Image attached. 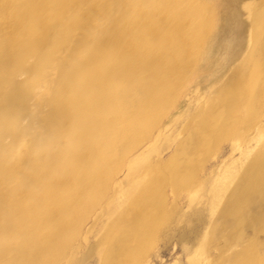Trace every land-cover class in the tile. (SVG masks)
Returning <instances> with one entry per match:
<instances>
[{"label":"rangeland","instance_id":"rangeland-1","mask_svg":"<svg viewBox=\"0 0 264 264\" xmlns=\"http://www.w3.org/2000/svg\"><path fill=\"white\" fill-rule=\"evenodd\" d=\"M263 2L0 0V264H264Z\"/></svg>","mask_w":264,"mask_h":264},{"label":"bare ground","instance_id":"bare-ground-1","mask_svg":"<svg viewBox=\"0 0 264 264\" xmlns=\"http://www.w3.org/2000/svg\"><path fill=\"white\" fill-rule=\"evenodd\" d=\"M46 1V0H44ZM32 9V10H31ZM30 9V12L28 13V18L30 21H36L39 20L40 16L38 14H36L33 10V8ZM249 9V18L251 20V28H250V49H249V54H248V62H252V55H254L255 51H257L260 48H264V2L261 4H258V6L255 7H248ZM180 15L174 13L172 15V17H170L169 19V23L170 25L172 23L175 22V20L177 18H179ZM168 39L169 36H168ZM210 122L212 121L209 118ZM82 138H86L85 134H80ZM200 135L199 134H194L192 137H190L189 142L194 143V141L199 142L200 139ZM200 143V142H199ZM86 147L88 148V146L86 145ZM90 150H94L96 149V145H92L90 148H88ZM89 152V150H88ZM63 155V154H62ZM177 160V156L174 155L171 160H170V164L169 167H174L175 165H177L176 163ZM75 164H73V159L71 158V156L68 155H63L62 158L60 159V163L58 165V167L54 168L55 172L57 173H68L69 176H71L74 182V185L76 184L77 186V179L80 177L82 179V174L79 175L78 170L76 169V167L74 166ZM11 168V165L9 166ZM100 173L97 169L93 170L92 172H90L91 181L86 180L87 184L90 186V183L92 182L93 178L98 179L97 176H99ZM149 178L144 179V181H142L140 183V188H139V193L138 196H142V198L145 200V204H144V210L146 212V214L144 215L145 217H147L145 220H142L141 225L143 227H149L150 223H149V215L151 214V212L153 210H158V201H156L153 196L151 195V186L154 184V181H156L155 179H153L152 176L148 175ZM88 179V178H87ZM83 180V179H82ZM158 181V180H157ZM98 182V181H97ZM144 182V183H143ZM153 183V184H152ZM156 185V184H154ZM75 186V187H76ZM244 223V221H243ZM245 224V223H244ZM120 231H116L113 235L109 236L107 238L106 244L104 245V255L102 256V260L103 261H109L111 258L117 256L119 254V237H120ZM119 244V245H118Z\"/></svg>","mask_w":264,"mask_h":264}]
</instances>
